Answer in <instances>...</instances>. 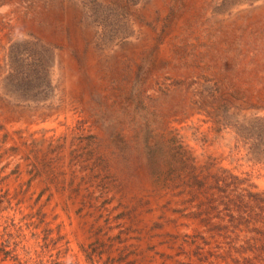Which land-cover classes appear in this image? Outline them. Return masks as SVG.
Masks as SVG:
<instances>
[{
    "label": "rangeland",
    "instance_id": "rangeland-1",
    "mask_svg": "<svg viewBox=\"0 0 264 264\" xmlns=\"http://www.w3.org/2000/svg\"><path fill=\"white\" fill-rule=\"evenodd\" d=\"M0 264H264V0H0Z\"/></svg>",
    "mask_w": 264,
    "mask_h": 264
}]
</instances>
